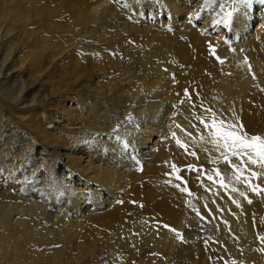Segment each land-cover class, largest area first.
Returning a JSON list of instances; mask_svg holds the SVG:
<instances>
[{
	"label": "bare ground",
	"instance_id": "6f19581e",
	"mask_svg": "<svg viewBox=\"0 0 264 264\" xmlns=\"http://www.w3.org/2000/svg\"><path fill=\"white\" fill-rule=\"evenodd\" d=\"M33 1L41 12L38 18H29L31 16L27 10L22 9L19 0L10 7L12 12L21 10L18 17L26 22L30 31L35 32L42 20L50 25L60 24L58 19L64 17L62 10L66 9L78 15L82 27L97 26L105 20L113 21L115 25L120 26V31L124 32L127 48L132 49L139 45L145 47L146 52L145 58L141 59L143 66L138 77V71L134 73L136 78L129 79L127 74L130 72L125 75L130 83L140 78L135 85L131 84L134 92L131 90L132 100L128 114L119 113V118L115 119L112 113L108 114V120L101 126L94 124L89 128L74 120L75 113L84 117L83 105L88 108L98 106L96 112H102L101 104L96 100L91 102L87 95L96 99L110 97V92L106 91L107 89L106 92L102 91L104 86L97 81L99 69L86 66L78 57L71 63V83H80L79 81L85 78L86 88L94 85L99 91H41L43 98L33 96L40 104L50 100L52 112H55V115H50L54 127H45L41 132L44 146L38 148L40 152L37 159L44 165L48 164V168L49 165L52 166V175L47 176V173L41 176V180L37 182L41 186L39 185L35 192L27 194L33 205L43 207L46 215L56 220L50 218L53 222H59V231L64 230L69 237L77 231L81 234L89 232L96 243L103 233L115 238L117 234L121 235L122 230L127 229L132 234V243L141 253H146L147 248L151 251L148 264H194L195 260L190 261H193L194 257L190 258L186 253L187 247L192 251L190 245L194 242L193 239L205 234V228H202L204 223L212 225V229H209L212 230V235L217 234L218 238L220 233L217 232H223V237L233 235L230 239L229 236L226 237L227 251L225 250L223 255L227 253L228 257H225L228 261L229 257L234 256L240 264H264V198L259 199L261 194L253 199L254 193L250 189L243 183L236 182L234 176L229 177L230 169L222 159L215 164L210 162V157H217L218 153L213 145L205 143L206 131L195 119L196 116L209 118L210 114L203 109L210 107L226 115L229 120L242 123L250 135L264 136V3L261 0H253L252 6L246 11L242 10L239 16L233 14L232 21L228 23L226 14L231 11V0H53L52 3H49L50 0ZM30 19L34 23L31 24ZM5 23L8 21L5 20ZM3 24L2 26L5 25ZM11 26L15 29L16 24L10 25L9 28ZM9 28L0 31V119L6 112L7 120L12 116L20 121L27 115V110L36 103L32 100L34 103L30 107L27 105L30 93L26 89L29 88V81H38L22 80L16 85L20 88L19 91L14 90L15 86L4 87L12 71L19 72L23 78V64L17 67L16 63L19 62L11 55L19 50L22 52L19 44L23 45L22 41L29 38L22 32L13 33V28ZM86 31L87 29L85 34L88 36L94 34L91 30ZM10 43H16L18 47L9 46ZM4 48L7 53L3 55ZM217 56L222 58L224 63H220L216 59ZM102 65L97 66L102 68ZM10 66L13 68L10 69ZM43 85L48 84L42 83L41 86ZM3 88L6 90L1 91ZM185 90L191 94V100L185 95ZM8 96L15 102L9 101ZM52 102L54 104H51ZM40 111L42 113L43 110ZM89 120L95 119L89 115ZM35 122L39 125L42 120L37 117ZM46 124L49 125L47 122ZM185 130L192 136L186 135ZM14 131L0 130V142L2 137L6 138L0 151L7 156L12 155L11 157H25L29 150L33 159L37 142L23 132L19 133L20 138L17 139ZM37 132L40 133L39 130ZM201 134L205 136V140L200 139ZM117 136L120 139H117ZM177 139L188 144L190 151H196L199 159L186 154L177 144ZM125 143L129 146L125 147ZM205 148L207 152L203 150ZM188 165L203 166L205 170L219 167L225 182L230 178L232 183L225 189L220 187L218 182L207 180L206 175H202L198 180L197 173L190 170ZM177 176L183 177V180H178ZM6 178L4 181L0 180V190L7 194L18 192L20 182L16 176L10 174ZM216 180L219 181V177H216ZM254 181L255 179L252 183ZM176 184H180L186 191L181 192L174 186ZM233 186L238 189L237 192L231 191ZM48 189L50 198L45 201L44 193ZM240 191L246 195L240 196ZM251 198L253 201L249 204L248 199ZM233 199L239 202V207L232 202ZM194 209H198L207 219L201 220ZM165 224L169 225L168 229L163 227ZM172 228L180 235L171 231ZM231 229L234 233L230 234L228 230ZM203 239L200 244L195 241V245H200L201 248L207 245L205 251L211 250L209 245L212 244L209 243L216 244L215 239L212 242ZM190 240L193 242L188 245ZM203 241H207V244ZM82 242L81 245L85 246ZM95 243L91 245L92 249ZM219 243L224 247V244ZM218 245L216 244V247ZM216 247L214 253L220 250ZM202 251H198L201 254L193 252L192 256L196 254L199 255H195L196 257L202 259L203 254L208 253ZM222 251H219L221 254H211L212 259L209 257L212 253L210 252L207 259L214 261V264H228L222 256ZM54 256L58 257H52ZM60 257L57 259L62 260ZM57 259L55 262L52 260L54 264L64 261ZM199 260L197 259L195 264H205V261ZM210 261L207 263L210 264ZM231 261L229 264H233Z\"/></svg>",
	"mask_w": 264,
	"mask_h": 264
},
{
	"label": "rangeland",
	"instance_id": "374dc122",
	"mask_svg": "<svg viewBox=\"0 0 264 264\" xmlns=\"http://www.w3.org/2000/svg\"><path fill=\"white\" fill-rule=\"evenodd\" d=\"M16 1L18 2V0H5V1L0 0V17H2V16L4 17V15L6 17H8V18L2 17V19L0 18V31H2L3 28L5 30H7L10 25L13 24V26H15V24H16L15 29L12 26H11V28H9V29H12V28L14 29V30L12 29L11 32H13V33L22 32L23 34L28 35L29 38H27V41H26V39L24 41H22L23 45L19 44V47L22 49V52H20V50H19L17 52H13V54L11 55L15 59L17 58L16 60H17V62H19V63H16L17 67H20L21 63L23 64V68H24L23 69V78H22V75L19 74V72L12 71L10 73V76L6 79V83H5L4 87L15 86L14 90L19 91L20 88L17 87L16 85L18 83L20 84L22 80L23 81L24 80H37L38 81L37 83H32L31 81H29V88L26 89V91H29V93H30V96L28 97L29 100L27 101V105L29 107L34 102H36V100L33 99V96H39L38 97L39 99L43 98L41 91H48V92L49 91H55L57 93H59L60 91H77V90L78 91L79 90L80 91L86 90V92H88L89 90L90 91H99L94 85H91V86L86 88L85 78L81 79L79 81L80 83H77V84L71 83L70 77H69L71 63L74 62L76 60V58L78 57L79 61L82 62L83 64H85L86 66H89V67L94 66V67L99 69L97 81H98V83H101L104 86V90H102V91H105V89H107L106 91L110 92V97L108 99L106 97L105 98L101 97V98L96 99L95 97L94 98L88 97V95H87V99L92 100L91 102H94V100H96L99 103V105L101 104L100 106L103 107L102 112L101 113L96 112L98 106L93 105V106L88 108V107L83 105L82 114L84 112V117L79 116V115H77V113H75L74 114V120L75 121L77 120V122L84 124V126H86V127L91 128V126H93L94 124L98 125V126H101L102 124H104L109 118L108 114L112 113L113 119L119 118L118 117L119 113H121V114L125 113L124 115H127L129 112V107L131 105V100H132L131 95H132V92H134L132 87H131V84L133 83L132 85H135V83L138 81L137 79H140V78H137L136 80H134L135 82L131 81V83H130L129 79L136 78V75L134 77V73L136 71H138L137 77L141 73L142 66H143V64L141 63V59H144L146 56L145 47H140L139 45H137L135 48H132V49L127 48L125 46L126 45L125 44L126 39L124 37L125 36L124 32H121L120 26L115 25L113 23V21L105 20L104 22L99 23V25H97V26L93 25L92 27H82L83 25L80 23L78 15L76 13L72 12L71 10H66V9L62 10V14L64 15V17L61 18V20L58 19L59 22H61L60 24L54 23L53 25H50V24H46L42 20L39 22L41 25L39 28H37L38 30L36 29L35 32L32 30L30 31L29 30L30 28H27V26L25 24L26 22L21 17H18L19 16L18 13H21L20 12L21 10L20 11L17 10L18 12L16 10L12 12V9H10L11 5H13V3ZM22 1H24V3ZM51 1H53V0H50L49 3H52ZM19 2L22 3V9L24 11L27 10L26 12L29 14V16H31L29 18L34 19L35 17L38 18L39 16H41V12H40V10H38L39 9L38 5L37 4L35 5L33 0H31V2H30V0H19ZM4 7L6 8V10H4ZM7 11H9V12H7ZM13 13L14 14L16 13V14L14 15ZM31 14H34V15L36 14V15L32 16ZM9 15H11V16H9ZM13 16H16L17 19ZM73 16L78 18V20ZM7 19H11V20L14 19L18 22L16 23V21H15V24H14V20L9 21ZM5 20H6V22L8 21V23H5ZM9 22H11V24ZM21 23H23V24H21ZM27 23H29V22H27ZM30 23L32 24L34 22H32V20H31ZM2 24L4 26H2ZM6 24H10V25L7 26ZM18 26H20L21 28H18ZM22 26H23V28H22ZM94 27H95V29H94ZM48 28H50V29H48ZM52 28H54V30ZM26 29H28V30H26ZM86 29H87V31L88 30L93 31L94 34L92 36H88V34L86 33L87 34L86 35L85 34ZM5 30H4V32H6ZM25 30L27 31V33ZM76 30L78 32H76ZM29 31H30V34H29ZM37 31H39V32H37ZM100 34H101V36H100ZM28 39H29V41H28ZM11 45L17 46L16 43L15 44L10 43L9 46H11ZM24 45L26 47H24ZM12 47H15V46H12ZM5 49L6 48H4L2 50L3 55L5 53H7L6 52L7 50H5ZM29 49L32 51H30ZM27 50H29L30 52ZM3 51H5V52H3ZM38 51H40V52H38ZM52 54H54L53 55L54 57L55 56H57V57L56 58L52 57ZM59 54H60V56H59ZM65 54H67V55L65 56ZM58 56H59V58H58ZM20 58H21V62H20ZM24 58H25V60H24ZM48 58H51V60ZM82 58H84L85 60ZM56 59H58V60H56ZM36 60H37V62H36ZM54 62H56V63H54ZM39 63L41 66H39ZM98 64H100V65L103 64L104 66L102 65V68H99L97 66ZM63 67H65V68H63ZM9 68L12 69L13 67L10 66ZM44 68H45V70H44ZM38 69H39V71H38ZM40 69H41V71H40ZM14 72H16V73H14ZM35 72H37V73H35ZM129 72H130V74L128 75L127 73H129ZM126 74H127V77H129V79H127V77L125 76ZM58 76H59V78H58ZM62 76L66 77L65 80L62 79L63 78ZM57 80H58V82H57ZM82 81H83V83H82ZM53 82H54V85H53ZM42 83H46L48 85L41 86ZM50 83L53 85V87ZM126 83H127V85H126ZM54 86H55V88H54ZM119 88H120V91H119ZM121 89H122V91H121ZM4 90H6V89L3 88V90H1V91H4ZM131 90H132V92H131ZM118 96L120 98H118ZM113 97H115V98H113ZM7 98L10 99L9 101H11L13 103L15 102L11 96H8ZM32 100H34V102H32ZM118 102L120 103L119 105H118ZM129 102H130V104H129ZM45 103H47V102H42L41 104H40V102H36L31 108H29L27 110V115H25V117L22 118V120L20 119V121H18L16 118H13L12 116H10V119L7 120L6 112H4V117H2L0 119V130H6V129H9L10 131L15 130L14 132L16 133L17 139L20 138L19 133L23 132L26 136H28L31 139L34 138V140L37 142L36 152L33 151L34 152L33 159L30 157V154H29L30 151L29 150H28L27 155H25V157H24V155L23 156L13 155V157H11L12 155L7 156V155H5V153L2 152V150L0 151V180L2 179V181H4L7 179L6 177H8L10 174H14L16 176V178L18 179V182H20V186L22 187L21 188L19 186L18 192H13V193H9V194L2 192L0 190V262H2L0 264H47L48 262L50 263V261L52 262L50 264H54V262L56 261L55 259H57L61 255H62L61 256L62 260H64V261L57 259L59 261H62L61 263L57 261L58 262L57 264H64V263L65 264H148L149 257L151 256L150 254H152L151 251L147 248L146 253H141V251L132 243V238H131L132 234L129 233L127 229H124V231L122 230L120 233L121 235L117 234V237L114 236L115 238H112L109 234L103 233V235L99 238V240L96 243H95L94 239L92 240V238L90 236L91 234L89 232H85V234H83V233L81 234L80 231L79 232L77 231L78 233L76 232V234L78 236L76 234H74L73 236L69 237L68 234L63 232L64 230L59 231V229H60L59 222L58 223L53 222L50 219L52 217H48L46 215L45 211H43V207L34 206L32 201H30V199L28 198L27 194H31L32 192H35V190H37L41 186L40 184L37 183L41 180V178H42L41 176L46 175L47 173H48L47 176L52 175V173L50 172V170L52 169V166L49 165L50 168H48V164L45 163V165H46V167H45L43 162H39V160H37L39 158V155H38V153L40 152L39 149L42 146H44V140L42 139V135H41L42 130L45 127H50L51 129L54 127V121L51 120V116L55 115V112H52L51 105L49 104L50 100L47 103V105H45ZM51 104H54V102H52ZM42 105H43V107H42ZM32 110H33V113H32ZM40 110H43L42 113ZM87 110H89V111H87ZM37 111H39V112H37ZM122 111H124V112H122ZM89 112H90V114H89ZM88 114L91 116V118L94 117L95 120H89ZM48 116H50V117H48ZM37 117L40 120H42V123L39 125H37L35 122V119ZM86 117H88V118H86ZM31 118L32 119L35 118V119L32 120ZM79 119H80V121H79ZM15 121H17V122H15ZM32 121H34V122H32ZM46 122L49 123V125H47ZM84 122H86V123H84ZM13 124L15 126H13ZM22 126H24V127H22ZM37 130H39L40 133H38ZM48 131H49V129H48ZM9 133H11V132H9ZM1 139L2 140L0 142V147L4 144V141L6 138L2 137ZM46 160L48 161L49 157H47ZM15 164H17V165H15ZM253 167H255V166H253ZM246 174L247 173H245V175ZM253 183H254V185L259 184L261 186V188H264V178H261L259 180L255 179V181ZM48 191H49V189L46 190L44 193V197H45L44 200L45 201L50 198V194L48 193ZM253 193H254V195L252 197L253 199L255 198L254 196L258 195L260 197L261 194L263 196L261 195L262 198L260 197L259 199L264 198V194H263L264 191L259 190L257 192H253ZM33 196H35V195H33ZM252 198H251V200L253 201ZM48 203H49V201H48ZM31 208H32V210H31ZM52 209H53V207L51 208V210ZM35 210H37V211L35 212ZM36 215L39 217L36 218L35 217ZM43 215H45L46 217L44 218ZM52 219L55 220L54 218H52ZM51 222L54 224H52ZM57 224H59V226ZM43 225H44V227H43ZM209 227H210V229H212V225H210V224L208 225V223H204L202 225V228H205L204 229L205 234L198 235L199 236L198 238L193 239L194 242H193V240H190L189 242H187V244L191 243V241L194 243V244L191 243V245L188 244L191 246L190 248H192V251H191V249L190 250L188 249L189 248V246H188L187 252H186L187 255L190 256V258L194 257L193 261L190 260L191 262H194V260L196 262L197 259L198 260L200 259V257L199 258L196 257L199 255L195 254L196 255L195 256L193 254V256H192L193 252L197 253V254H201L198 252L199 250L205 251V249H207L206 248V247H208L207 245H204L205 246L204 249H203L204 246H202V248H201L200 245H198V244H197L198 246L195 245V241H196V243H198L197 241H199V244H200V240H202L203 238L207 239L208 242L209 241L212 242V240L215 239L214 241L216 242V244H219L221 246V244L219 243V242H221L222 244H224L223 245L224 247L221 246L222 247L221 248L219 245L216 247L215 243H209V244H212V245L208 244L209 248L211 247V250H209V249L206 250L205 252H208V253L204 252L205 254H203V255L205 257L202 256V259H200V260H203V262L205 261V264H209L207 262H209L212 259L211 254L214 255L215 253H217L219 251L221 252L222 250H224V252L222 251L223 258L226 260L228 259V258H226V257H228L227 253H226V255H223V254L225 253V250H226L225 247L227 246V239L228 238H226V237H228L229 234L227 233L228 236H224L225 237V239H224V237L221 236L223 232L222 233L217 232L218 234L220 233L219 234L220 238L223 237L220 239V238H218L217 234L212 235V233H211L212 230H210ZM217 227L215 226V228H217ZM48 229L50 230V232ZM228 232L231 234V233H234V230L231 229V230H228ZM122 233H123V235H122ZM126 233H127V235H126ZM55 234H57V235H55ZM223 235H224V233H223ZM232 236L233 235L231 234L229 236V239ZM217 239H220V240L218 241ZM222 239L225 240V241L223 240V242H225L226 245H225V243L222 242ZM43 241H45V242H43ZM81 241H83L82 243H85V246H82L83 244L81 245ZM93 242L95 244H94V247L92 249ZM203 242H205V241H203ZM205 244H207V241L205 242ZM214 244H215V247L217 249H220L219 251L215 250V251H217L215 253L213 252V250L215 248L213 246ZM201 245H203L202 242H201ZM193 246H194V248H193ZM212 246L214 247L213 250H212ZM198 247H199V249H198ZM203 251H202V253H203ZM210 252H212V253H210ZM41 253H42V255H41ZM207 254L210 255L209 256L211 258L210 260L207 259L208 258ZM53 255H56V257L57 256L58 257L57 258H55V256L52 257ZM51 257L54 259H52ZM195 257H196V259H195ZM232 257L234 258V256H232ZM203 258H205L208 261L204 260ZM229 258H230L229 261L225 260V262H228V264L230 263V260H232L231 262L233 264H240V261L236 257L234 259L231 257H229ZM52 260L53 261L55 260V261L53 262ZM211 261H210V264L211 263L214 264L213 263L214 261L213 262H211ZM237 261H239V262L237 263ZM195 262H194V264H195ZM198 264H200V263H198Z\"/></svg>",
	"mask_w": 264,
	"mask_h": 264
},
{
	"label": "snow or ice",
	"instance_id": "6c2138e0",
	"mask_svg": "<svg viewBox=\"0 0 264 264\" xmlns=\"http://www.w3.org/2000/svg\"><path fill=\"white\" fill-rule=\"evenodd\" d=\"M261 2L264 3V0H261ZM252 4L253 0H231V11L226 14V22L230 23L232 21L233 14L239 16L242 10L246 11L250 6H252ZM221 8H223V5H221ZM213 54H215L214 49ZM216 59L219 60L220 63H224V60L219 56H217ZM185 95L189 98V100H191V94H189L187 90H185ZM181 103H183V101H181ZM192 107H195L194 102L192 103ZM201 107H203V105H201ZM203 111L209 113L210 116L209 118H205L204 116L195 117L197 122L200 125H203L207 134L206 140L203 134L200 135V139L205 140V143L213 145L215 151L218 153L217 157H210V162L215 164L222 159L230 169L228 173L229 177L234 176L236 182L243 183L252 192H257L258 190L264 191V188H261L259 184L253 185L252 183L253 179L259 180L264 178V136L259 134L250 135L244 129L242 123H239L238 121L233 122L229 120L226 115L218 113L210 107L203 109ZM117 127L119 128V125ZM185 134L189 137L192 136V134L187 133L186 130ZM173 136L175 137V133H173ZM117 139H120V137L117 136ZM177 144L185 150L186 154L199 159L196 151L189 150L188 144L181 143L179 139H177ZM124 146L128 147L129 145L125 143ZM203 150L207 152L206 148ZM187 167L197 173L198 180L202 175H206L207 180L212 181L213 183L218 182L220 187L225 189H227L229 184L232 183L230 178L227 183L225 182V177L219 167L208 170H205L203 166L197 167L195 165H188ZM173 168H175V165H173ZM245 173L247 174L245 175ZM216 177H219V181L216 180ZM177 179L183 180V177L177 176ZM184 183L186 184L187 181H184ZM174 186L181 192L186 191V189L182 188L180 184H176ZM231 191L237 192L238 189L233 186ZM239 195L245 196L246 193L240 191ZM232 202L236 203L239 207L238 201L233 199ZM248 203L251 204L252 200L248 199ZM194 211H196L201 220L207 219V217L203 216L198 209H194ZM163 227L168 229L169 225L165 224ZM170 230L176 232L178 236L180 235L176 229L172 228Z\"/></svg>",
	"mask_w": 264,
	"mask_h": 264
}]
</instances>
